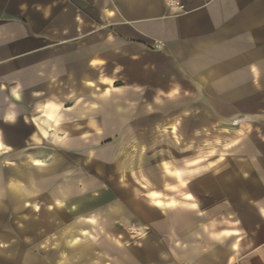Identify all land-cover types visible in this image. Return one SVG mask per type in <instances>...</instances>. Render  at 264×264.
<instances>
[{
    "label": "crops",
    "instance_id": "crops-1",
    "mask_svg": "<svg viewBox=\"0 0 264 264\" xmlns=\"http://www.w3.org/2000/svg\"><path fill=\"white\" fill-rule=\"evenodd\" d=\"M0 264H264V0H0Z\"/></svg>",
    "mask_w": 264,
    "mask_h": 264
}]
</instances>
